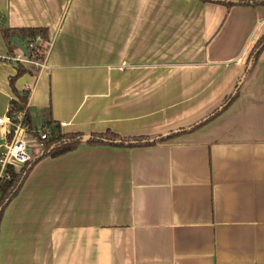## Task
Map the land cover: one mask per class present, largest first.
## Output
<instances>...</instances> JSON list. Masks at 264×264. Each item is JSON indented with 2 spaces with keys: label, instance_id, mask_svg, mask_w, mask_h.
Masks as SVG:
<instances>
[{
  "label": "crops",
  "instance_id": "crops-1",
  "mask_svg": "<svg viewBox=\"0 0 264 264\" xmlns=\"http://www.w3.org/2000/svg\"><path fill=\"white\" fill-rule=\"evenodd\" d=\"M10 27L45 26L26 65L36 122L122 136L190 127L219 107L264 35V5L203 0H0ZM0 30V115L16 64ZM0 264H264V51L237 98L149 146L41 160L4 211Z\"/></svg>",
  "mask_w": 264,
  "mask_h": 264
},
{
  "label": "trees",
  "instance_id": "trees-1",
  "mask_svg": "<svg viewBox=\"0 0 264 264\" xmlns=\"http://www.w3.org/2000/svg\"><path fill=\"white\" fill-rule=\"evenodd\" d=\"M212 2H221L228 7L244 3L251 5H264V0H203ZM0 30L2 35L10 48V52L17 45L13 42L12 37H17L25 46L27 55L30 56L35 53L39 61H44L46 52L49 49V29L45 26H29V27H10L7 25L6 16L0 11ZM41 38V41L36 42L37 37ZM30 44H33V48H30ZM264 51V35L261 36L255 45L253 46L247 63L252 61L251 67L248 70L249 74L254 66V63L259 59L260 55ZM16 64V73L10 77V84L13 88L15 98L10 101V107L8 114L14 117L17 112L25 111V119L31 123L33 127L37 126H48L51 128L52 134L49 139L44 140L43 152L35 157L30 162H27L23 167L15 169L13 166H9L3 176L0 177V225L3 218V214L7 206L10 204L12 199L19 193L24 182L34 169L35 165L41 160L48 157H58L68 152L74 151L82 142H86L92 145H117V146H149L158 144L164 140L173 138L183 132L193 131L207 122L214 119L217 115L223 112L239 95L240 87L235 94H230L225 97L222 102V108H217L214 114H211L207 119L193 125L189 128H182L179 131L171 132L168 135H159L153 137L151 135H138V136H122L119 133L107 129L102 132L91 133L90 136L86 137L82 132H64L59 125V122L55 121L52 117L51 106L42 109V121L36 122L31 114V109L28 107V99L30 95V89L18 90L15 86L16 80L24 73L28 72L29 69L19 63ZM246 71V70H245Z\"/></svg>",
  "mask_w": 264,
  "mask_h": 264
},
{
  "label": "built area",
  "instance_id": "built-area-1",
  "mask_svg": "<svg viewBox=\"0 0 264 264\" xmlns=\"http://www.w3.org/2000/svg\"><path fill=\"white\" fill-rule=\"evenodd\" d=\"M38 41H41L39 36L36 38V42ZM29 46L33 48V44ZM10 59L36 68H42L44 65V61H39L35 53L28 56L22 52L21 55ZM25 114L24 111L17 112L14 117L8 113L0 115V177L9 166L19 169L39 156L44 150V140L49 139L52 134L48 126L33 127L25 119ZM59 125L62 128L66 123L59 122Z\"/></svg>",
  "mask_w": 264,
  "mask_h": 264
},
{
  "label": "water",
  "instance_id": "water-1",
  "mask_svg": "<svg viewBox=\"0 0 264 264\" xmlns=\"http://www.w3.org/2000/svg\"><path fill=\"white\" fill-rule=\"evenodd\" d=\"M12 40H13V42L17 45V47H19V49H20L24 54H27V50H26L24 44H23V43H22L17 37L13 36V37H12ZM251 64H252V61H250V62L248 63L247 68H246V71L243 73V75H242L241 78L239 79L236 88L234 89V91H233L231 94H235V93L237 92L238 88L242 85L243 81L245 80V78H246V76H247V72H248V70H249L250 67H251ZM217 108L221 109V108H222V104H221L219 107H217ZM217 108H216V109H217ZM216 109H215L214 111H212L210 114H208V115H206L205 117H203L202 119H200L199 121H197L196 123H194L193 125L198 124L199 122H201V121L207 119L211 114H214V113H215ZM193 125H191L190 127H192ZM184 128H189V127H184ZM181 129H182V128H181ZM178 131H179V130H178ZM171 132H176V131H171ZM171 132H168V133H166V134H162V135H168V134H170ZM85 136L88 137V136H90V135H85ZM158 136H159V135H156V136H153V137H158Z\"/></svg>",
  "mask_w": 264,
  "mask_h": 264
}]
</instances>
